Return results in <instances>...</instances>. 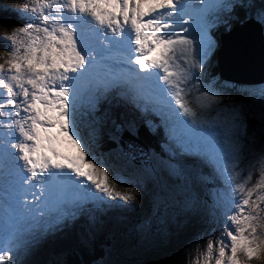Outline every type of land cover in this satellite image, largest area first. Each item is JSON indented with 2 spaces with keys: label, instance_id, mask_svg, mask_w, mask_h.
I'll return each instance as SVG.
<instances>
[{
  "label": "snow or ice",
  "instance_id": "snow-or-ice-1",
  "mask_svg": "<svg viewBox=\"0 0 264 264\" xmlns=\"http://www.w3.org/2000/svg\"><path fill=\"white\" fill-rule=\"evenodd\" d=\"M0 11L20 21L0 24V264H31L45 246L142 264L124 256L153 236L151 264H264V107L218 71L221 31L254 22L264 33V0H24ZM142 130L160 137L158 151L135 143ZM113 158L141 163L125 175ZM145 178L171 215L154 230L110 223L111 210L138 204Z\"/></svg>",
  "mask_w": 264,
  "mask_h": 264
},
{
  "label": "rangeland",
  "instance_id": "rangeland-1",
  "mask_svg": "<svg viewBox=\"0 0 264 264\" xmlns=\"http://www.w3.org/2000/svg\"><path fill=\"white\" fill-rule=\"evenodd\" d=\"M252 24L253 23L250 22L247 25H250V28H252ZM225 33L226 32L221 31V35H224ZM229 34L230 33L226 34V36H228ZM235 40V38H230V42H226V51L230 50L232 48V45H235ZM249 42L250 41H248V43ZM239 51H244V59L246 65H248L249 63L259 62L252 59L254 53L251 52V48H240ZM261 55L262 58H264V50H262ZM248 58H251V60H248ZM232 61L233 60H231V62ZM232 85L233 87L230 89L232 94L237 95L238 93H244V95L240 98L243 99L244 102L253 110L259 112V110L264 107V99L260 97V92L264 90V84H261V86H253L252 88H249L251 86L237 85V83L235 84L236 86L234 84ZM106 163L109 164V167H116L120 169L125 175H128L129 171L135 169L136 167V162H131L125 165L123 161L115 158L110 160L106 159ZM139 187L142 190V193L139 197L138 204L135 207L131 208H119L111 210L107 217V220L110 223L119 225L129 231L131 230L133 225L142 223L146 227H151L154 230L155 228L159 227L167 217L171 215L172 207L170 202L164 201L163 199L159 201L157 200V194L160 191V185H158L154 180L145 178L140 182ZM117 191L123 192L124 189L117 188ZM115 215L118 216L119 219ZM122 215L126 218H123ZM131 218L134 219V222L131 221ZM170 227L173 229V231H175L176 225L174 223L171 224ZM188 235H190V230L185 229L182 238L177 241V243L182 245L184 243V237ZM153 247H161V245L158 244L155 236H153L151 243H143L133 240L131 241L130 247L127 250L124 258L129 261H140L142 262V264H151V261L161 258L158 253L156 254V252L153 251ZM70 249H66L63 252L64 255L62 254V256H65L66 251ZM51 255L53 257H57V259H61L60 254L54 251L50 246H45L30 258V262L31 264H41L42 261H50L49 257Z\"/></svg>",
  "mask_w": 264,
  "mask_h": 264
},
{
  "label": "water",
  "instance_id": "water-1",
  "mask_svg": "<svg viewBox=\"0 0 264 264\" xmlns=\"http://www.w3.org/2000/svg\"><path fill=\"white\" fill-rule=\"evenodd\" d=\"M253 31H256V34L254 36ZM230 38L236 39V43L231 48V51H238L239 55L235 64L232 65L233 67L231 66L228 69H223L219 62V72L221 76H224L226 79L232 80V82L241 85H255L264 83V58H262V55L259 62L249 63L248 65H246L244 59V51H239L240 48H251V52H253L254 54H256L257 52H260V54H262V50H264V39L260 35V30H256L254 26L250 28V25L247 24L241 27L236 26L228 36L221 39L219 59L221 57V54L224 52L223 45L225 46L226 42H230ZM248 41L250 42L248 43ZM255 41H258L257 49H253ZM229 52L230 51H226V54H229ZM231 60H234V57L228 58L229 62H231ZM248 60H251V58H248ZM135 162H137L138 164L141 163L139 159Z\"/></svg>",
  "mask_w": 264,
  "mask_h": 264
},
{
  "label": "trees",
  "instance_id": "trees-1",
  "mask_svg": "<svg viewBox=\"0 0 264 264\" xmlns=\"http://www.w3.org/2000/svg\"><path fill=\"white\" fill-rule=\"evenodd\" d=\"M24 2V0H0V5H15V6H20L22 3ZM257 3H259V0H257ZM20 21L17 19L16 14L13 12H4V11H0V24H15V23H19ZM3 31H0V35H3ZM261 86V85H258ZM253 86L249 87L252 88ZM248 88V89H249ZM148 134L146 132H144L143 130L141 131V134L139 136V138L141 140H144L145 138H147V141L149 142ZM154 139L156 140V142H158L159 137H154ZM154 139L152 140L154 145H156ZM109 144L105 143L104 144V150L105 152L107 151V149L109 148ZM151 150V149H149ZM159 149H157L158 151ZM116 216V215H115ZM118 219L119 217L116 216ZM123 218H126L122 215ZM131 221L134 222V219L131 218ZM153 251L156 252L157 248H152ZM102 254V249L97 247L95 249V251H88L86 249L83 248H72L68 251H66L65 256L61 255V259L65 260L67 262V264H90V262L94 259H96L97 257H99ZM64 255V254H63ZM57 257H53L52 255L49 257L50 261H54L56 260Z\"/></svg>",
  "mask_w": 264,
  "mask_h": 264
},
{
  "label": "bare ground",
  "instance_id": "bare-ground-1",
  "mask_svg": "<svg viewBox=\"0 0 264 264\" xmlns=\"http://www.w3.org/2000/svg\"><path fill=\"white\" fill-rule=\"evenodd\" d=\"M254 26V28L257 30L258 29V25L257 24H255V25H253ZM252 26V27H253ZM256 34V31H253V36ZM260 35H261V37L264 39V33H262V31L260 30ZM234 45H232V47H233ZM223 50H224V52L226 51V44H225V46L223 45ZM258 48V41H255V43H254V45H253V49H257ZM228 51H230L229 52V54H226V56H225V53L223 52L222 53V56L220 57V59H219V62H220V65H221V67L223 68V69H228V68H230L232 65H234L235 64V62L237 61V58H238V55H239V53H238V51H231V49L230 50H228ZM230 57H234V60L232 61V62H229L228 61V58H230ZM252 59L253 60H257V61H259L260 59H261V54H260V52H257L256 54H254L253 56H252ZM218 71H219V68H218ZM222 78H224V79H226L224 76H222ZM226 80H228V81H230L232 84H236L235 82H232V80H229V79H226ZM261 84H264V83H259V84H255V85H249V86H258V85H261ZM156 141V140H155ZM160 143V139H158V144ZM147 150H149V148L147 149ZM157 151V150H156ZM149 163H151V162H149ZM136 165L138 164L137 162L135 163Z\"/></svg>",
  "mask_w": 264,
  "mask_h": 264
},
{
  "label": "clouds",
  "instance_id": "clouds-1",
  "mask_svg": "<svg viewBox=\"0 0 264 264\" xmlns=\"http://www.w3.org/2000/svg\"><path fill=\"white\" fill-rule=\"evenodd\" d=\"M0 31H3L2 29H0ZM4 54L0 53V57H2Z\"/></svg>",
  "mask_w": 264,
  "mask_h": 264
}]
</instances>
